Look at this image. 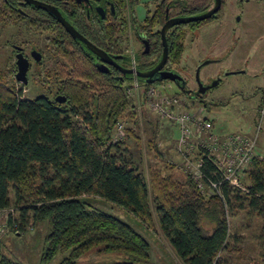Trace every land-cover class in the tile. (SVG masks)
I'll return each instance as SVG.
<instances>
[{
  "label": "trees",
  "instance_id": "obj_1",
  "mask_svg": "<svg viewBox=\"0 0 264 264\" xmlns=\"http://www.w3.org/2000/svg\"><path fill=\"white\" fill-rule=\"evenodd\" d=\"M10 1L0 0V20L4 24L20 23L37 32L57 31L58 35L52 38L56 51L51 52L53 64L45 71L59 87L53 93L50 90L30 99L23 95V88L16 91L0 84V208H14L9 223L19 226L20 235L38 224L48 225L44 262L61 254L58 264H77L92 250L128 256L129 260L118 264H135L133 261L148 257L149 239L139 227L93 201L103 199L132 213L142 226H153L155 217L160 232L185 264H226L222 251L238 250L229 248L227 243L225 207L230 200H246L264 217V157L256 156L252 163L247 192L224 181L220 185L223 197H207L196 185L183 189L171 177L155 178L151 187L120 151L122 141H111L116 122L133 106L126 80L98 70L91 57L75 52L78 39L70 36L63 40V27L55 17H47L38 8L24 17L9 6ZM116 1L123 8L127 1L130 4L126 6L129 14L123 9L124 17L114 28L104 21L90 28L86 13L76 15L83 22V30L110 50L123 47L129 20L142 28L132 6L134 0ZM163 5L145 21L154 22L153 26L163 23ZM209 5L208 0H189L180 9L192 12L205 10ZM178 36L171 51L175 52L172 62L176 63L183 56L185 31ZM157 42L158 38L154 45ZM58 93L67 100L56 101ZM183 93L184 89L177 92ZM89 105L92 108L86 110ZM202 170L207 179L220 180L215 164L207 157ZM151 193L158 201L155 213ZM205 223L211 224L210 228ZM261 253L264 260V251ZM0 264L21 263L0 253Z\"/></svg>",
  "mask_w": 264,
  "mask_h": 264
},
{
  "label": "rangeland",
  "instance_id": "obj_2",
  "mask_svg": "<svg viewBox=\"0 0 264 264\" xmlns=\"http://www.w3.org/2000/svg\"><path fill=\"white\" fill-rule=\"evenodd\" d=\"M157 1L134 0L132 6L139 22L147 16L149 10H154ZM250 2L253 4L242 9L239 4L228 0L223 10L224 19H215L201 28H196L192 34L189 31L181 62L174 66L181 79L151 83L150 85H156V91L160 90V96L164 98L158 100L155 96L151 100L150 97L145 98L142 87L149 88L150 85L140 78V87L134 89L136 94L133 97V106L124 111L116 122L112 133L125 132L120 151L138 168L139 174L151 187L156 183L155 178L171 177L182 184L183 189L185 186L196 185L204 196L215 194L205 185L201 188L198 186L194 175L197 171L196 161L184 155V146L179 143L181 124L176 118L174 120L155 109L156 102L160 101L161 104L165 102L163 107L166 110L181 115L179 121L182 124L190 126L192 143H198L196 136L199 129L195 117L205 115L211 118L214 136L239 134L254 141L252 161L247 172L241 175V184L247 189L250 182L248 175L255 157H264V2ZM135 32V28L130 30L127 38L131 51H138L142 46ZM21 39L46 49L45 33H29L23 29L19 31L14 25L4 24L0 20V84L10 86L16 91L23 88V95L30 99L49 93L50 90L53 93L59 84L47 76V68H51L53 64L51 52H45L46 58L40 72L39 68L29 71L27 84L16 79V55L12 44L19 43ZM208 60L199 70V81L210 87L200 93L197 70L202 62ZM249 60L250 68L243 67L245 71L226 73L230 68L244 66ZM219 78L220 81L212 85ZM181 88L185 89V93L178 95ZM174 96L178 97V103L173 100ZM154 99L156 102H153ZM91 108L92 105H89L86 110ZM187 113L192 116L188 118ZM246 189L243 191L247 192ZM93 201L100 208L139 227L149 239L148 257L133 261L135 264H185L160 232L155 217L153 226H142L132 213L121 207L103 199L94 198ZM150 203L155 213L158 201L152 193ZM225 208L228 223L227 243L229 248L238 249L222 251L221 256L227 259L226 264H264L261 256L264 251V217L249 207L246 200L232 198ZM2 218L4 215L0 213L1 254L21 264L59 263L61 254L51 261H42L48 225L38 224L26 234L20 235L9 224L6 226ZM206 225L209 228L211 226L209 223ZM126 260H129L128 256L121 252L99 253L92 250L81 257L77 264H118Z\"/></svg>",
  "mask_w": 264,
  "mask_h": 264
},
{
  "label": "flooded vegetation",
  "instance_id": "obj_3",
  "mask_svg": "<svg viewBox=\"0 0 264 264\" xmlns=\"http://www.w3.org/2000/svg\"><path fill=\"white\" fill-rule=\"evenodd\" d=\"M47 3H51L55 5L61 13L82 33L84 34L88 39H90L93 43L98 45L99 47L103 48L112 58L114 62H106L99 58L98 56L94 55L92 51L88 48L86 43L80 39L76 42V49L75 52H84L87 54L89 57L92 58L94 65L96 68L99 69V65H102L101 63H104V67L107 68V71H102V72H108V73H114L116 76L126 80V84H130L133 82L135 79H137L140 82V78L136 74L133 73H127L124 72V69H129V68H136L138 70H149L153 67H155L163 57V50H164V45H163V38L161 34V30L163 25L168 19L177 17V16H186V15H195L199 14L202 12H205L212 8L215 5L216 0H208L210 5L208 6L207 9L205 10H194L192 12H182L181 11V6L183 3L189 1V0H158L156 2L155 8L153 11L148 12L147 16L139 22L141 23L142 28L139 29L137 23H133L131 20H129V33L128 37L130 36V30L132 31L133 28L136 29L135 36L139 39L141 42V49L138 51H131L130 50V43L129 39H127L123 43V47L120 50H110L108 48H105L101 46L94 38V35L87 34L81 25H83V22L80 21L78 17H76L77 14H83L86 13L87 18L89 19L87 21V25L92 28L96 26V22L99 23L101 21H104L105 24H108L109 26H112L113 28L115 25L121 21L124 17V10L127 11L126 6H128L130 3L129 1L128 4L123 8L121 4L116 1V0H83L81 2H78L77 0H56V1H50V0H42ZM192 1V0H190ZM259 2H264V0H258ZM233 3L239 4L241 8L243 7L252 5L253 3L250 2V0H232ZM9 6L16 8L19 13L24 14L23 16L25 17L26 15H30L31 12H37L38 8L39 10H43L44 13H46L47 17L49 16L50 18H54V14H52L50 11L43 9L42 7L32 4L28 1L25 0H18V1H10L8 2ZM190 3V2H189ZM228 3V0H221V6L219 10L216 12V15L211 16L210 18L204 19V20H198V21H193V22H188V23H180V24H174L170 26L166 32V41L168 44L169 52H168V58L167 61L163 67L164 70H174V66L179 65L181 60L179 62H172V59L175 56V52H171L174 50L176 46V41L178 40L179 32L180 31H185V38H184V51H185V42L188 37V33L190 31L193 32L196 28H201L204 25L213 22L215 19H224L223 16V10L226 7ZM163 5L164 10H165V20L163 23L158 24V26H153L154 22L149 20L145 21L148 16H151L154 11L160 6ZM187 5V4H186ZM124 9V10H123ZM30 12V13H29ZM243 13V11H242ZM129 14V12H128ZM22 16V17H23ZM56 18V17H55ZM129 18V16H128ZM57 19V18H56ZM58 20V19H57ZM194 24L193 26L189 24ZM197 23V24H196ZM61 24V22H60ZM14 25L18 30L23 29L24 31H27L29 33H39V34H46V39H45V47L40 48L39 46L31 43L29 40H20V42H14L13 45V52H15V55L17 52H23L25 56L28 57L30 60V68L29 71L32 68L40 69V67L43 65L46 54L45 52H56L53 50L52 46V38L56 37L58 35L57 31H44V32H37V31H31L26 28L25 25L23 24H10ZM62 25V24H61ZM63 27V32H61L62 36H64L63 40L68 39L72 36V34L62 25ZM87 31V30H86ZM158 32V36H157ZM158 38L157 45H154L156 39ZM115 42V38L112 40V43ZM121 42V41H120ZM19 47L20 49H17L16 47ZM148 46V51L146 50V47ZM73 50V49H72ZM41 52L40 59H36V54H33V52ZM74 51V50H73ZM131 53V55H130ZM51 55V54H50ZM184 55V52H183ZM183 57V56H182ZM182 59V58H181ZM264 64V63H263ZM250 68V60L244 64V66L237 68H230V70H226L227 72H235V71H245V67ZM264 67V65H262ZM16 70H17V65H16ZM176 72V71H175ZM247 72V71H246ZM127 77H131L129 80ZM29 78V77H28ZM145 82V78H142ZM128 80V81H127ZM218 82L220 81L217 80ZM205 86V85H204ZM200 87V84L198 85V88ZM264 91V90H263ZM185 93V89H184ZM62 94V93H58ZM57 94H55L56 97Z\"/></svg>",
  "mask_w": 264,
  "mask_h": 264
},
{
  "label": "built area",
  "instance_id": "obj_4",
  "mask_svg": "<svg viewBox=\"0 0 264 264\" xmlns=\"http://www.w3.org/2000/svg\"><path fill=\"white\" fill-rule=\"evenodd\" d=\"M140 82L135 79L133 82L127 85V93L130 96V98L133 101V97L136 94V91L134 89L136 87H140L138 84ZM143 87V93L146 97H150L152 100L155 96H157V99H164L161 97L160 90L155 89L156 85H150L148 88L147 86ZM148 99V98H147ZM145 99V100H147ZM171 100V99H169ZM176 103H178V97L174 96V99ZM172 100V101H173ZM136 101V99H135ZM153 102H156V99H154ZM165 105V102L163 104L160 103V101L156 102V110L164 112L168 117L175 120L177 119V122H179L181 125H179L181 129V137L179 138V143L184 146L183 152H185V156L189 159L194 158L197 164V171L194 174L197 180L198 186L204 187L207 186L209 189L215 193L220 194L221 197H223V194L221 192L220 185L224 181H227L230 185L239 187L242 189H245V187L241 184L243 176H241L243 173L247 172V169L249 167L250 162L252 161V157L254 154V141L248 138V136H243L239 134H231L227 136H214L212 134V122L211 118L207 115L201 116V117H195V121L198 124L199 134L196 136L198 143H192L193 141L191 138V131L189 130L190 126L184 125L179 121L180 114L179 113H173L169 110H166L163 106ZM188 118H190L192 115L190 113L186 114ZM125 132L121 131V134H119L117 131H115V134H112V142H119L123 141V136ZM193 136V133H192ZM253 146V148H252ZM205 157L210 159L216 166L217 171L220 173V180H213L211 178H206L202 166L205 162ZM216 175V174H215ZM240 180V182H239ZM211 193V192H210ZM11 212H14V208H0V213H3L4 218H2L3 222H6V226L9 224V227L15 230L16 234H20L21 230L17 224L11 225L9 223V215ZM7 229V227H5ZM1 239V236H0Z\"/></svg>",
  "mask_w": 264,
  "mask_h": 264
},
{
  "label": "water",
  "instance_id": "obj_5",
  "mask_svg": "<svg viewBox=\"0 0 264 264\" xmlns=\"http://www.w3.org/2000/svg\"><path fill=\"white\" fill-rule=\"evenodd\" d=\"M28 1L32 4L38 5L42 7L43 9H46L50 11L54 16L61 22V24L72 34V36L76 39H80L86 43L88 48L94 53V55L98 56L102 60L106 62H114L113 58L101 47L93 43L90 39H88L84 34H82L62 13L61 11L53 4L47 3L42 0H25ZM78 2H81L83 0H77ZM221 6V0H216L215 5L210 8L209 10L195 14V15H186V16H177L171 19H168L165 24L162 27L161 34L163 38V45H164V50H163V57L161 58L160 62L153 68L149 70H138L136 68H129V69H124V72L127 73H133L136 74L138 77L145 78V81L147 83H153L155 81H162V80H171V81H176L181 79V76L171 70H164L163 67L167 61L168 58V44L166 41V32L168 28L174 24H180V23H188V22H193V21H198V20H204L207 18H210L213 15H216V12L219 10ZM17 49H20L18 46L16 47ZM148 51V46L146 47V50ZM33 54H36V59L39 60L41 56V52H33ZM209 62L205 61L202 62L198 66L197 70V80L200 84L199 87V92L204 93L210 86H204L200 81H199V70L202 65L205 63ZM102 65H99V69L102 71H107V68L104 67V63H101ZM16 65H17V70L15 73V77L18 81L27 84L29 79H28V70L30 68V60L28 59L27 56L24 55L23 52H17L16 54ZM104 65V66H103ZM226 73H230L229 71ZM218 81H214L212 85L217 84ZM182 89V88H181ZM55 100L63 103L67 100V97L64 94H57L55 97Z\"/></svg>",
  "mask_w": 264,
  "mask_h": 264
}]
</instances>
